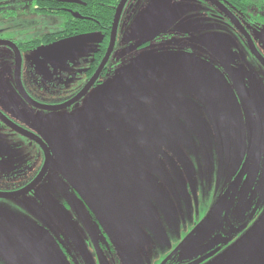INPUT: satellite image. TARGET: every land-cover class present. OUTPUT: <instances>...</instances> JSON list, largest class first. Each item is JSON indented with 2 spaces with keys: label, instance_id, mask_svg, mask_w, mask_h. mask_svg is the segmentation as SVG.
<instances>
[{
  "label": "flooded vegetation",
  "instance_id": "flooded-vegetation-1",
  "mask_svg": "<svg viewBox=\"0 0 264 264\" xmlns=\"http://www.w3.org/2000/svg\"><path fill=\"white\" fill-rule=\"evenodd\" d=\"M62 1L59 0L64 4ZM154 1L159 3L150 7ZM27 3L28 0H0V7L10 12L5 16L19 17L26 15ZM128 3H134L129 17L136 18L130 17L129 27L121 32L126 25L123 17ZM29 5L33 7L32 2ZM160 5L158 12L166 17L167 27L156 32L148 28L144 16ZM34 10L33 7L28 12L43 17ZM60 10L63 16H44L55 19V28L59 29L39 39L14 42L4 38L0 30V215L38 232L52 264L58 258L53 257L56 251L67 264H264V0H127L114 49L86 92L99 85L109 71L131 64L138 57L167 52L177 58V63L152 59L140 61L137 66L140 75L151 76L162 86L176 78L182 83L189 81L198 90V99L192 100L202 108L203 129L225 169L221 176L201 181L197 195L181 146L157 129L155 133L144 130L133 115L129 124H123V134L147 132L159 136L165 144L159 154L149 157L151 165L164 168L154 181L147 178L144 166L123 162L136 153V142L126 143L119 135L113 139L103 137L110 130L100 104L86 106L80 117L70 121L71 129L59 131L56 136L45 135L49 122L41 114L51 111L42 108L63 107L76 99L105 55L89 72L94 54L99 52L97 43L82 72L83 82L60 100L58 96L73 87L66 68L46 64L38 70L24 60L26 51L50 47L57 52L73 45L72 32L55 34L63 31L66 15L83 18L67 7ZM46 35L54 36L47 43L41 42ZM152 85L141 95L150 93ZM83 98L67 108L82 104ZM178 101L186 106L184 99ZM138 107L140 113L159 109L139 105L136 100L130 102L131 109L137 111ZM160 109L164 113L168 107ZM186 114L189 115L180 112L181 127L185 131L197 130L192 123L185 128L189 121ZM116 131L120 130L113 133ZM64 136L74 138L76 146L69 145ZM59 147L64 151L54 157L53 150ZM47 151L51 163L44 170ZM75 152L90 157L99 166L80 159ZM68 155L84 168L102 174L108 184L97 192L91 185L74 181L65 166ZM54 158L57 164H53ZM115 186L148 194L151 205L142 199L129 206L111 202L108 194ZM157 198L166 202L164 210L153 205ZM116 202L127 205L120 195ZM170 211L176 212L173 230L165 216ZM186 213L191 214L190 224L184 219ZM127 216L138 218V225L133 226ZM149 218L155 220V227L143 226L152 224ZM8 240L0 237V251H11L21 264H29ZM0 264H6L1 255Z\"/></svg>",
  "mask_w": 264,
  "mask_h": 264
},
{
  "label": "rangeland",
  "instance_id": "rangeland-1",
  "mask_svg": "<svg viewBox=\"0 0 264 264\" xmlns=\"http://www.w3.org/2000/svg\"><path fill=\"white\" fill-rule=\"evenodd\" d=\"M31 0H28L30 4ZM25 4L24 13L26 15L21 16H5V14H10L9 11H2L1 9L7 10L5 7H0V30L3 31V37L6 39H11L14 42H25L29 40H35L41 38L44 34L49 33L51 31H57L59 27L55 28L58 22L55 19L50 17H36L33 16L28 10L32 9L31 5ZM159 2H151L149 5L153 7L154 4H158ZM140 5H137L138 7ZM135 7V8H136ZM162 6L160 5L157 9H153L152 12L144 16L145 19H148L147 24L148 28L151 30L160 32L162 28L167 27L166 17L158 12ZM134 10V3H128L126 6V11L124 12V17L126 21L125 27L121 28V32L124 31L125 28L129 27L131 18L129 17L130 10ZM134 17L133 19H135ZM133 24V23H132ZM141 26H139L140 29ZM162 27V28H161ZM175 27V26H174ZM55 29V30H54ZM145 29V27H143ZM138 32L140 30H137ZM99 41V36H95L89 39L85 43H74L69 48L53 52L50 47H40L35 49L34 51H26L24 53V60L28 62L30 65L38 70L45 68L46 64H49L55 68L62 69V67L66 68V72L70 76V86L72 88L68 89L66 94L62 93V97L59 95L58 98L62 100L67 95L72 94V90H76L79 85L83 82V70L88 66V63L92 57L93 51L97 47V43ZM167 52H158L152 55H144L138 57L131 64L121 65L115 71H109L107 75L102 79L101 83L96 87L92 88L86 96L83 98L82 104H76L73 108H67L60 111H51V112H42L41 116H43L47 122H49L45 126L44 131L46 136H56L59 135V131H64L66 129H71L70 121L80 117L82 115L83 110L86 106H94L102 99L100 95L109 94L101 103H106L108 100H123L126 102H131L136 100L139 105H149L153 106V108H159L158 110L145 111L144 113H133V116L138 119L144 128L150 129L154 132V129H157L159 133L166 134L169 136L170 141L172 143L181 146L186 160L188 162V170L191 178L194 180V195L199 193V184L201 181H205L207 179H213L216 176H221L224 171V167L220 162V155H218L214 149L215 146H212L211 139L208 134L203 129V123L201 119V111L202 108L198 106L192 99H198L199 94L198 90L191 84L189 81L181 80H169L165 79L164 81H168L165 85L162 86L161 82H157L152 80L154 78H135L132 81L125 80L122 78L124 73H128L130 68H134L137 66L138 62L144 60H163V61H174L177 63V58H171ZM115 56V55H113ZM113 60V59H112ZM111 60V61H112ZM137 61V62H136ZM183 77V76H182ZM184 78V77H183ZM152 80V81H151ZM145 82L152 83V91L147 95H140L136 98L130 97V95H134L129 93L130 85H134L135 88L144 87ZM154 83H156L154 85ZM134 89V88H133ZM150 94V95H149ZM139 95V94H136ZM184 99V103L186 106H183L179 103L178 99ZM159 106V107H157ZM162 107H168V110L162 113L163 110L160 109ZM123 108H127L128 104L122 106ZM185 111L188 112L187 121L185 128L189 129L191 127V123L196 127L195 129H189L185 131L182 127V121L179 119L180 112ZM107 112L104 109V117L107 118L110 114H106ZM107 115V116H106ZM192 118V120H191ZM67 123L68 126H64ZM40 126H36L38 128ZM112 130V129H111ZM43 131V130H41ZM103 137L106 139H113L114 136H121L122 140L126 143H137L136 153H134L130 158H125L123 161L127 165L136 164L137 167L144 166L147 178L150 180H156L158 178V172L164 170L163 166L159 165L154 167L149 163V157H155L157 154L161 152V150L165 147V144L161 142V140L156 135H151L147 132H143L141 135H138L137 132L131 133L130 135H125L121 131H105ZM110 132V133H108ZM155 133V132H154ZM212 139L213 137L210 136ZM223 139V136H221ZM64 139L72 146H76V140L74 138L65 137ZM212 147V149H211ZM59 148L54 149V157L62 155L63 149L59 150ZM72 159H68L70 163L73 165H69L66 163V168L71 172V175H68L70 178L74 179V181H81L86 183L88 186H92L97 192H100L103 188L102 186L108 184L107 178L101 177L102 174L98 173L92 168H84L83 166L79 169V165L75 161H71ZM53 164H57L55 158L53 160ZM90 168V169H89ZM84 176L81 178L82 174ZM91 174H94L93 176ZM99 180V181H95ZM57 181L65 186V184L57 179ZM67 189V186H65ZM134 189L128 190L123 186H115L112 189V192L108 194L109 200L111 202H115L120 206H129V203H136L140 199H142L144 203H147L149 206L151 205L148 202V194L140 191H134ZM173 194L176 195V188L172 190ZM121 196V200L127 201V205L120 204L116 202V197ZM59 200V199H58ZM60 201V200H59ZM154 206H157L159 209L161 207L163 210L166 207V202L157 198V200L153 199ZM169 220L170 227L173 230L176 226V212H169L165 215ZM128 221L134 226L136 224L135 216H127ZM151 219V218H149ZM148 219V220H149ZM186 223H191V214L190 216L187 213L184 216ZM142 220V219H140ZM152 220V224H144V227H155V220ZM189 223V224H190ZM127 226V225H126ZM53 255L58 257L54 260L55 264H67V261L64 257H60L58 251ZM0 255L3 257L6 264H21L17 259L16 255L11 251H0Z\"/></svg>",
  "mask_w": 264,
  "mask_h": 264
},
{
  "label": "water",
  "instance_id": "water-1",
  "mask_svg": "<svg viewBox=\"0 0 264 264\" xmlns=\"http://www.w3.org/2000/svg\"><path fill=\"white\" fill-rule=\"evenodd\" d=\"M62 2L63 3H69V4H82L80 1H77V0H63ZM126 2H127V0H120L118 6L116 8L114 18H113V22H112V26H111V32H110V38H109L107 50L105 52V55H104L100 65L98 66L96 72L94 73V75L92 76L90 81L87 83L85 88L76 97V99L72 100L70 103H68L67 105H65L63 107H59V108L49 107V108H42V109H45L48 111L49 110L50 111H55V110L60 111V110H63L65 108L73 105L75 102H77L78 100H80L81 98L84 97L86 92L90 89V87L93 85V83L96 81V79L98 78V76L102 72L103 68L105 67V65H106V63H107V61H108V59H109V57H110V55L114 49L118 22H119L120 15L122 13V10H123ZM73 16H74V18H80L79 15H77V14H73ZM71 42L73 44L78 43V42H73V41H71ZM57 47L60 49V48H63V45H57ZM18 61H19V57H17V62ZM16 67H17V69L19 68L18 63L16 65ZM140 73H141V69H138V66H135L134 68L131 67L130 70L128 71V73H124L122 78H125V80L132 81L137 77H139V78H150L151 77V76L140 75ZM175 80H177V79L175 78ZM149 85H150V82H145L144 87H140V88H135L134 85H130V90H128V92L134 94V95H130V97L136 98L137 96H140L141 94L146 93L143 90L146 89L147 87H149ZM150 88H151V90L153 89V87H150ZM136 94H139V95H136ZM107 95H109V94H103V95H100V97L105 98ZM103 98L100 99V101L103 100ZM100 101H98L97 104H100V106H104V109L107 111L105 113L107 115L110 114L107 118H105V120L107 121V124L109 125L108 129L110 131H115V130L126 131V128L123 127V124H129V122L131 121L130 117L133 118V116H132L133 113H137L138 111H140V108H141V107H138L137 111H136V110L130 108V102L129 101L126 102V101L118 100V99L108 100L105 104L101 103ZM125 104H128L127 108L122 107ZM95 114H97V113H95ZM134 120L139 121L138 119H134ZM144 130H145V128H144ZM75 154L80 159H83V160L85 159L86 161L94 164L95 166H99L97 164V162H95L90 157L85 156L83 153L75 152ZM65 155H67V152H65ZM50 158H51V156L49 154V151H47V156H46L45 164L43 167L44 170L49 167V165L51 163ZM68 158L72 159L71 161H75L79 165L80 170L83 169V168H81L82 164L79 160L75 159L74 157H72L70 155H68ZM68 164L73 165L70 162H68ZM68 172L71 174V172L69 170H68ZM82 176H83V174H82ZM213 216H214V214H212L208 218L210 222L213 220ZM0 237L8 238L9 243L14 248H16L19 253H21L23 255L24 259L29 264H52V260L49 256V253H48V250H47V247L44 243L43 238L39 235L38 232H36L34 229L29 227L28 225H26L20 221H17L15 219L0 215Z\"/></svg>",
  "mask_w": 264,
  "mask_h": 264
},
{
  "label": "trees",
  "instance_id": "trees-1",
  "mask_svg": "<svg viewBox=\"0 0 264 264\" xmlns=\"http://www.w3.org/2000/svg\"><path fill=\"white\" fill-rule=\"evenodd\" d=\"M85 5L62 4L59 0H33L34 12L41 16H63L64 12L60 10L67 7L78 13L82 20H77L66 15L64 28L62 32L55 35L72 32V41L82 43L85 39L93 37L89 33L99 36L98 49L95 53L94 61L91 64V72L101 61L109 41V33L113 22L114 14L120 0H77ZM87 20V21H86ZM75 32L79 36L75 37ZM54 35H46L41 42H49ZM84 38V39H83Z\"/></svg>",
  "mask_w": 264,
  "mask_h": 264
}]
</instances>
